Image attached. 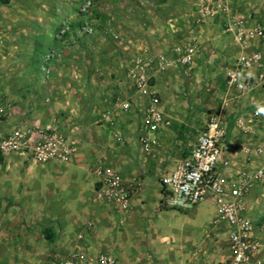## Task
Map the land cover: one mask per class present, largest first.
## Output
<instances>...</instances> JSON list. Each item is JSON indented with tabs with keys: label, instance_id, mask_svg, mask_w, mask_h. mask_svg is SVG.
Listing matches in <instances>:
<instances>
[{
	"label": "crops",
	"instance_id": "0c3cea01",
	"mask_svg": "<svg viewBox=\"0 0 264 264\" xmlns=\"http://www.w3.org/2000/svg\"><path fill=\"white\" fill-rule=\"evenodd\" d=\"M139 1L136 18L140 22L134 29V16L127 19L130 23H124L121 30L129 38L117 42L116 47L105 43L90 46L79 38L72 42L75 45L64 47L66 41L57 35L58 45L47 47L51 33L38 28L19 33L17 44L5 45L0 55V97L12 101L14 107L0 119V136L15 125L31 123L77 139V152L67 163H36L20 154L0 156V222L5 230L2 238L8 236L10 240L6 239L7 243L30 246L27 232L42 228L41 224L47 228L57 223V242L61 246H81L85 254H94L104 251L101 247L108 240L113 246L125 247L124 264H152L147 254L138 250L141 244L149 246V252L153 248V264H218L227 258L228 229L218 215L214 216L207 205L196 206L190 214L164 207L159 177L188 154L197 133L220 111L228 125L225 152H233L235 160L230 169L219 170L233 177L237 168L257 165L246 164L239 153L242 138L236 140L232 123L235 112L264 104V84L253 85L255 71H250V87L240 97L227 87L226 75L240 53L258 51L262 46L259 41L239 45L228 26L242 20L247 27L264 28V0ZM208 1L225 4L227 11L216 12L204 25H197L198 12ZM2 35L5 43L6 36ZM191 36L200 45L194 63L162 73L153 82L160 107L171 124L149 134L154 144L151 154L145 155L139 142L144 100L131 87L117 86L113 73L122 60L133 55L130 41H136L139 47L147 39L153 51L171 52L175 44ZM125 96H132V106L118 122L126 139L120 143L99 124V114L115 107ZM255 141H264L262 124L256 128ZM98 162L125 181H140L129 211L119 212L106 202L93 200ZM259 187L246 199V214ZM157 199L159 219L150 221L148 210ZM207 202L214 204L212 200L201 204ZM163 212L175 217L177 229L168 227ZM259 217L264 219V211ZM254 220V235L264 244V226L256 223L257 218ZM89 222L92 227L87 226ZM36 224L40 226L35 228ZM25 259L33 261L29 255Z\"/></svg>",
	"mask_w": 264,
	"mask_h": 264
},
{
	"label": "built area",
	"instance_id": "2783aa9c",
	"mask_svg": "<svg viewBox=\"0 0 264 264\" xmlns=\"http://www.w3.org/2000/svg\"><path fill=\"white\" fill-rule=\"evenodd\" d=\"M90 4L91 1H88L83 10L86 11ZM226 11L225 4L208 1L199 10L195 23L202 26L216 12ZM82 30L88 34L92 32V28L87 25ZM228 30L234 33L235 40L243 47L254 41H259L262 46L258 51L240 53L227 72V87L241 97L250 87V71H255V76L251 77L253 85L264 84V28L259 25L247 27L242 20H234ZM65 32V29L60 31L61 34ZM113 38L119 40L121 36L113 33ZM129 43L133 48V55L120 62L119 69L123 76L115 75V80L117 86L131 87L144 100L139 142L142 152L149 155L154 144L149 134L171 124L160 107V96L155 91L152 80L167 71L191 66L200 51V45L195 36L175 44L171 52L153 51L145 40L139 47L136 41ZM4 47L0 32V55L3 54ZM131 104V98L125 96L115 107L105 109L99 114V124L120 143H125L126 139L118 128V122L130 111ZM13 107L12 101L0 97V119L8 116ZM260 124L264 128V104L234 113L232 131L236 140L242 138L238 143L239 153L246 164H257L254 168H237L233 177H226L219 170L230 169L235 160L233 152H225L224 139L228 125L223 111H220L210 117L204 128L197 133L188 154L173 167L160 173L164 207L189 212L207 200L214 202L219 220L228 229L227 258L218 264H262L264 261V244L255 237L254 224L244 212L248 195L264 183V141H255L256 128ZM76 140L75 137L61 134L54 129H40L31 123L26 126L15 125L5 135L0 136V156L20 154L36 163L52 160L67 163L77 152ZM94 173L98 184L93 200L106 202L119 212L129 211L131 197L141 187L140 181H125L102 162H98ZM63 264L119 263L110 254L88 256L78 246Z\"/></svg>",
	"mask_w": 264,
	"mask_h": 264
},
{
	"label": "rangeland",
	"instance_id": "374dc122",
	"mask_svg": "<svg viewBox=\"0 0 264 264\" xmlns=\"http://www.w3.org/2000/svg\"><path fill=\"white\" fill-rule=\"evenodd\" d=\"M88 1H91V4L87 10L84 11L83 9ZM140 7L141 1L139 0H0V32L4 33L6 36V47H10L13 44H17L16 41L18 39L16 37L21 32L29 33L30 30H33L34 28L49 30L48 32L51 33V42L47 47L51 46L53 48L58 45L57 40L55 39L56 33L58 39L63 42L71 40L73 39V36H65V33L61 34L60 31L64 29L70 31L72 26L77 27L79 23L85 21L86 25L92 28L90 36L86 39L88 42L87 45L97 46L104 45L105 43L107 46L112 45L116 47L117 42H123L129 38L124 36L125 32L123 33V30H121V26L124 25V23H130L127 19L134 16L131 21V28L135 29V27L138 26L140 21L136 17L138 15L137 12H140ZM132 10H134V12ZM94 13H97L96 16L99 19L95 18L96 16ZM50 25L52 26L50 27ZM60 26L61 29L57 32ZM81 31L83 32V30ZM113 33L120 35L121 38L115 40L113 38ZM131 39L136 40L137 38ZM73 41L74 40H71L70 43L64 42V47L75 45L76 42L75 44H72ZM145 41L149 40L145 39ZM49 53H51V51H49ZM115 71L112 79H114L115 75H119L120 77L123 76L120 69ZM157 78H154V81H156ZM185 104L189 105L190 103L189 101H186ZM252 197L249 207L250 213L246 214V212L245 215L252 221V223H255L254 218H257L256 223L264 226V219H260L259 217L260 211H264V183L261 184V187L257 189L256 194ZM158 203L159 201L157 199L155 205L151 204V208L149 207V215L147 218H150V221H157L159 219L158 212L155 209ZM207 203L208 204L205 203L204 205H199L200 207L201 205L209 206L213 211V215H218L217 208H215L216 206L211 203L209 204V202ZM207 207L206 209H208ZM196 208L197 207H195V209ZM187 213L190 214L193 212L191 210ZM161 215L170 229H177L178 223L176 222L175 217L164 212ZM143 224L146 226V222L143 221ZM92 225V222L87 223L88 227H92ZM37 226L40 225L36 224L35 228H37ZM56 226L57 223H54L52 225H47V228H44V224H41L42 228H39L36 231L31 230L27 232V234L30 235L29 238H31L33 245L31 244L29 246L24 244L16 246L12 243H7L8 241H6V239L9 238L8 236L6 239L2 238L5 230L2 229L3 225L0 222V264H63V261L67 259L77 247L68 248L61 246L57 242L58 233ZM4 242L7 244H4ZM147 247H145L144 244H141L138 250L140 252H145L153 264L156 254L152 251V247L149 248L150 252L147 250ZM101 248H105L104 251L86 255L110 254L118 260L119 264H124L123 260L127 255L125 247L113 246L108 243V240H105L104 245ZM27 255L33 258L32 262H28L25 259ZM43 257H46V260H42Z\"/></svg>",
	"mask_w": 264,
	"mask_h": 264
},
{
	"label": "trees",
	"instance_id": "16d2710c",
	"mask_svg": "<svg viewBox=\"0 0 264 264\" xmlns=\"http://www.w3.org/2000/svg\"><path fill=\"white\" fill-rule=\"evenodd\" d=\"M94 14H95V16L97 15V13H94ZM95 18L99 19L97 16ZM85 25H86L85 21H82L81 23H79V25L77 27L72 26L70 31L66 30L65 36L71 35V36H73V39H71V40H74V39L76 40L77 38H79V39L83 40V43H86L87 42L86 39H87V37L90 36V34L81 31ZM60 29H61V26L58 28L57 32H59ZM81 34H82V36H81ZM56 35H57V33H56ZM71 40H67L66 42L70 43ZM114 79H116L115 76H114ZM152 82H154V80H152ZM162 193H164L163 188H162ZM162 203H163V200L161 201V204Z\"/></svg>",
	"mask_w": 264,
	"mask_h": 264
}]
</instances>
